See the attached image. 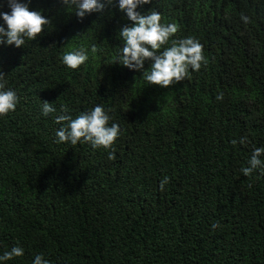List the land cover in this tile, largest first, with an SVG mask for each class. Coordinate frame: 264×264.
Here are the masks:
<instances>
[{"label":"trees","instance_id":"trees-1","mask_svg":"<svg viewBox=\"0 0 264 264\" xmlns=\"http://www.w3.org/2000/svg\"><path fill=\"white\" fill-rule=\"evenodd\" d=\"M19 2L52 23L21 48L0 44V83L19 98L0 116V255L24 249L0 264H264V173L241 171L264 147V0L138 8L203 46L207 63L168 88L115 63L131 23L118 0L83 19L62 0ZM81 48L78 69L62 63ZM98 105L119 125L111 149L56 142L62 106L76 118Z\"/></svg>","mask_w":264,"mask_h":264},{"label":"clouds","instance_id":"clouds-1","mask_svg":"<svg viewBox=\"0 0 264 264\" xmlns=\"http://www.w3.org/2000/svg\"><path fill=\"white\" fill-rule=\"evenodd\" d=\"M11 13H0L7 28L0 26V44L23 47L27 40H35L40 36L45 26L51 24V20L45 18L41 12L29 10L26 3L19 0H7ZM66 8H74L75 15L83 19L87 14L103 13L113 4V0H62ZM151 4V0H118L119 10L126 13L130 25L119 31V38L123 41L119 55L115 63L136 72H141L148 85H156L168 88L180 83L189 75V70L199 71L201 66L207 63L203 55V46L194 38L187 37L180 40L171 39L178 31L175 23L162 24L161 14L151 11L142 14L137 9L143 5ZM245 22L249 18L241 16ZM171 39V45L169 44ZM164 48L163 51H160ZM91 51L97 52L96 46ZM89 59L88 52L81 48L76 51H68L62 55V63L70 69H78ZM145 61H150V67L145 69ZM5 74L0 72V81ZM5 84L0 83V116L14 112L19 102L15 91L4 90ZM219 94L217 99H222ZM57 110L52 103L43 101L42 114L48 116ZM110 116L102 106H95L88 112L80 113L76 118L68 114L66 107H61L59 114L55 116V123L61 125L56 131L57 143H70L75 146L78 143H90L93 148L111 149L119 136V125L113 123L109 126ZM241 144L247 142V137H242ZM231 143L235 145L236 140ZM109 159H115L114 151L109 153ZM256 169L264 173V147H256L248 161V166L241 169L244 176L248 177ZM169 182L167 177L161 180V190ZM251 186V185H249ZM219 227L218 223L212 225ZM24 255L21 246H14L10 251L0 255V262L12 260ZM33 264H51L42 254L35 256Z\"/></svg>","mask_w":264,"mask_h":264}]
</instances>
